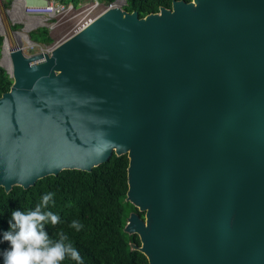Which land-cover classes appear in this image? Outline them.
<instances>
[{"label": "water", "instance_id": "1", "mask_svg": "<svg viewBox=\"0 0 264 264\" xmlns=\"http://www.w3.org/2000/svg\"><path fill=\"white\" fill-rule=\"evenodd\" d=\"M10 57L7 193L127 155L126 201L145 218L124 231L149 264H264V0L174 1L144 18L117 6L51 53Z\"/></svg>", "mask_w": 264, "mask_h": 264}, {"label": "trees", "instance_id": "2", "mask_svg": "<svg viewBox=\"0 0 264 264\" xmlns=\"http://www.w3.org/2000/svg\"><path fill=\"white\" fill-rule=\"evenodd\" d=\"M56 1L77 8L84 0ZM97 1L108 6L117 0ZM174 1L181 0H125L123 9L131 13L139 12V17L144 18L149 14L160 13L161 8L171 9ZM17 28H21V25L14 27ZM29 37L38 44L54 43L46 27L30 32ZM3 45L4 37L0 34V59ZM12 85L13 79L0 66V97L10 91ZM128 166L127 155H113L108 162L91 172L64 170L58 176L40 179L29 189L15 186L8 193L0 187V264H4L3 252L10 249L3 234L10 230L12 212L35 210L41 204L43 195L49 192L54 193L53 201L42 211L58 215L59 223L53 226L49 221L45 224V230L54 241L63 232L68 238L67 242L79 251L83 264H149L143 253L132 249L133 244L141 246L139 236L124 231L130 214L136 211L142 219L145 218L144 212L126 201ZM74 220L83 225L80 231L70 227ZM61 264L77 262L66 258Z\"/></svg>", "mask_w": 264, "mask_h": 264}, {"label": "clouds", "instance_id": "3", "mask_svg": "<svg viewBox=\"0 0 264 264\" xmlns=\"http://www.w3.org/2000/svg\"><path fill=\"white\" fill-rule=\"evenodd\" d=\"M53 197L54 193H46L35 210L12 212L10 230L3 234L4 241L10 244V249L3 252L4 264H61L66 258L83 264L79 251L67 242L68 238L63 232L54 241L45 230L47 222L50 221L53 226L59 223L58 215L42 211L53 201ZM70 227L80 231L83 225L74 220Z\"/></svg>", "mask_w": 264, "mask_h": 264}, {"label": "rangeland", "instance_id": "4", "mask_svg": "<svg viewBox=\"0 0 264 264\" xmlns=\"http://www.w3.org/2000/svg\"><path fill=\"white\" fill-rule=\"evenodd\" d=\"M19 2V0H10L9 3L8 0H0V34L5 40L7 38L11 40L12 50L22 49L27 56L44 53L61 44L71 37L78 27L85 25L91 17H98L101 10L100 7L93 11L94 15L89 13V10L95 5V0H84L79 7H73L72 9L70 8L71 4L64 5L52 0L50 2L56 5L58 9H64V11L58 10L53 14H28L23 6L18 5ZM125 4V0L116 2V5L121 8ZM17 25H21V28L14 29ZM41 27L49 29L50 36L54 39L53 44H38L30 39V32ZM22 37H25L27 41L22 39ZM29 40L32 42V46L28 45ZM3 54L4 49H2L0 66L7 71L1 64L3 62Z\"/></svg>", "mask_w": 264, "mask_h": 264}, {"label": "built area", "instance_id": "5", "mask_svg": "<svg viewBox=\"0 0 264 264\" xmlns=\"http://www.w3.org/2000/svg\"><path fill=\"white\" fill-rule=\"evenodd\" d=\"M100 7H101V10H100V15H101L106 10L114 8V7H117V5H116V2H115V3L109 4L108 6H105L102 3L98 2L97 0H95V5L89 10V13H91V15H94L93 11L95 9L100 8ZM39 8H42V9H39ZM70 8L72 9L73 6H71ZM24 9H25L26 13H28V14H42V13L53 14V13H56L58 10L59 11H64V9H58V7L56 5H54L52 2H49V4L46 7H27V6H24ZM94 18L95 17H93V18L91 17L89 19V21L87 23H85V25L89 24ZM82 26H84V25H82ZM80 30H81L80 27H78L74 34L78 33ZM53 48L47 50L46 52L47 53H51Z\"/></svg>", "mask_w": 264, "mask_h": 264}, {"label": "bare ground", "instance_id": "6", "mask_svg": "<svg viewBox=\"0 0 264 264\" xmlns=\"http://www.w3.org/2000/svg\"><path fill=\"white\" fill-rule=\"evenodd\" d=\"M20 2L18 3L19 6H26L25 2L23 0H19ZM42 9V8H39ZM84 26H80V29L82 30ZM22 39L26 40L27 39L25 37H22ZM29 46H32V42L29 40L28 42ZM3 49H4V54H3V62L1 63L6 69L7 71L12 74L13 73V65H12V61H11V51H12V47H11V40L7 38V40L4 39V45H3Z\"/></svg>", "mask_w": 264, "mask_h": 264}]
</instances>
